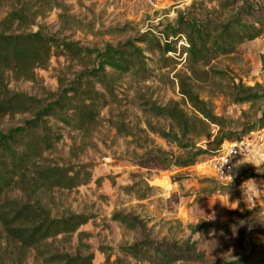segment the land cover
Returning <instances> with one entry per match:
<instances>
[{
  "label": "trees",
  "instance_id": "trees-1",
  "mask_svg": "<svg viewBox=\"0 0 264 264\" xmlns=\"http://www.w3.org/2000/svg\"><path fill=\"white\" fill-rule=\"evenodd\" d=\"M225 2L227 7L235 0ZM9 16L22 20L26 15L21 10H14ZM170 29L175 36L185 39V52L194 74L197 65L233 54L243 43L264 34V2L254 5L246 1L225 20L211 15L200 20L181 14ZM169 36L167 34L162 43L155 32L146 31L117 43L106 41L102 47H89L60 38L43 27L35 32L0 31V117L27 115L19 125L0 131V222L9 240L18 246V264L23 253L29 250L35 252L42 264H93V253L65 252L49 242L60 235L70 237L79 232L94 217L92 214L72 212L53 217L37 201L12 196L11 192L19 188L31 194L42 187L72 190L88 183L92 173L86 164L66 166L44 162V153L52 150L63 138L62 128L57 123L77 131L94 127L101 111L117 101V82L122 76L131 75L139 81L151 77L145 50L140 43H148L149 49H156L165 57L169 52H177ZM53 55H63L71 63H76L70 71L71 78L59 77L56 91L44 90L41 97L12 90L6 84V71H11L18 79H33L35 70L45 68ZM177 77L180 93L192 107L191 114L174 100L159 105L144 99L140 111L146 117V129L130 127L124 119L111 120L119 134L133 137L142 150L141 154L133 156L140 166L148 168L152 162L161 170L172 166H193L208 152L197 146L196 139L212 138L209 145L218 154L225 141H241L252 131L264 128L263 85L240 84L232 88L235 103H251V106L238 118L229 121L217 115L210 103L200 98L189 81L191 77L180 74ZM150 118H166L173 129L159 128ZM51 119H55L56 124L51 123ZM213 126L218 127L216 133ZM143 133L159 135L176 144L184 153L175 155L160 147L147 146L142 142ZM251 178H264V162L244 170L236 178L237 182L222 188L234 189ZM134 187L135 184L129 190L133 191ZM152 189L146 185V190ZM138 197L142 199L144 196L139 194ZM229 213L228 223L214 232L211 221L200 219L187 224L189 235L180 239L175 235L171 239H154L152 231L147 229V222L131 212H115L112 220L129 229L141 230L142 239L122 247L124 252L140 261L154 264H264L262 207H246ZM213 233L217 249L216 253L208 255ZM79 235L84 233L79 232ZM110 261L107 256L101 264H111ZM0 264H4L1 252Z\"/></svg>",
  "mask_w": 264,
  "mask_h": 264
},
{
  "label": "rangeland",
  "instance_id": "rangeland-1",
  "mask_svg": "<svg viewBox=\"0 0 264 264\" xmlns=\"http://www.w3.org/2000/svg\"><path fill=\"white\" fill-rule=\"evenodd\" d=\"M246 1L254 5L264 2L235 0L233 5L225 7V0H0V31L35 32L43 27L60 38L89 47H102L106 41L117 43L138 33L153 31L162 43L169 34V40L174 41L177 50L163 57L158 50L149 49L148 43H140L151 69L152 75L148 80L122 76L117 82V101L104 108L97 124L86 131L57 123L62 128L63 138L52 150L44 153V162L66 166L86 164L92 173L88 183L72 190L42 187L31 194L19 188L11 192L12 196L37 201L53 217L72 212L94 216L80 228L79 232L84 235L80 236L77 232L70 237L60 235L50 240L56 249L70 253H93V264L105 262L107 256H110L111 264H154L137 260L122 250V247L143 236L141 230L129 229L112 220L115 212L139 215L147 222L152 237L161 240L164 237L171 239L174 235L179 239L186 238L189 235L187 224L200 219L211 221L214 232L228 223L231 210L242 211L255 206L264 210V193L259 195V188L248 186L247 181L231 190L222 188L231 182L221 183L208 167L209 161L216 155L209 145L212 138L195 140L197 146L208 152L193 166H172L161 170L152 162L146 168L133 159L135 154L142 152L133 137L119 134L111 121L124 119L130 127L146 129V117L140 111V103L144 99L159 105H167L174 100L191 114L192 107L180 93L178 74L191 77L189 81L200 98L208 101L214 112L226 120L236 119L243 110H248L251 103H235L231 90L240 84L264 86V34L243 43L233 54L197 65L193 74L185 52V39L175 36L170 29L181 14L200 20L206 15L225 20ZM14 10H21L25 18H10L9 14ZM73 65L76 66V63H71L65 56L53 55L45 68L35 70L33 79H18L11 71H6L5 82L12 90L43 97L44 90H57L59 77H72L70 71ZM25 116L0 117V131L19 125ZM50 121L56 124L55 119ZM150 121L167 131L173 129L166 118H150ZM212 129L216 133L218 127L213 126ZM141 136L147 146L160 147L175 155L184 153L176 144L159 135L143 133ZM164 177L170 180V188L164 185ZM156 178L161 181L150 186L148 181ZM233 182L237 179L234 178ZM134 184V190L130 191V186ZM146 185L153 189L146 190ZM139 194L144 197L140 199ZM226 210V219L215 223L214 218ZM211 236L212 249H207L208 255H213L217 249L214 233ZM0 252L4 264H18V246L9 240L1 222ZM19 264L42 262L36 258L34 251L29 250L23 253Z\"/></svg>",
  "mask_w": 264,
  "mask_h": 264
},
{
  "label": "built area",
  "instance_id": "built-area-1",
  "mask_svg": "<svg viewBox=\"0 0 264 264\" xmlns=\"http://www.w3.org/2000/svg\"><path fill=\"white\" fill-rule=\"evenodd\" d=\"M264 145V128L252 131L241 141H225L220 151L208 163L218 180L227 184L234 181L232 160L236 156L245 155L255 148Z\"/></svg>",
  "mask_w": 264,
  "mask_h": 264
},
{
  "label": "crops",
  "instance_id": "crops-1",
  "mask_svg": "<svg viewBox=\"0 0 264 264\" xmlns=\"http://www.w3.org/2000/svg\"><path fill=\"white\" fill-rule=\"evenodd\" d=\"M263 162H264V146H259L245 155L234 157L232 160L234 177L237 178L244 170L254 166H259ZM246 184L251 187L252 186L258 187L260 192L259 195L261 193H264V178L263 179L251 178L247 180ZM227 216L228 215L226 210L224 214L220 215L219 217L216 216V218H214V222L215 223L222 222L224 221V219H226Z\"/></svg>",
  "mask_w": 264,
  "mask_h": 264
},
{
  "label": "bare ground",
  "instance_id": "bare-ground-1",
  "mask_svg": "<svg viewBox=\"0 0 264 264\" xmlns=\"http://www.w3.org/2000/svg\"><path fill=\"white\" fill-rule=\"evenodd\" d=\"M157 179V178H156ZM156 179H154V180H156ZM158 181H161V180H159V179H157L154 183H156V182H158ZM164 182V185H166L167 186V188H170V186H171V183H170V180L169 179H166V177H164V180H163ZM153 183V184H154Z\"/></svg>",
  "mask_w": 264,
  "mask_h": 264
},
{
  "label": "water",
  "instance_id": "water-1",
  "mask_svg": "<svg viewBox=\"0 0 264 264\" xmlns=\"http://www.w3.org/2000/svg\"><path fill=\"white\" fill-rule=\"evenodd\" d=\"M156 180H157V179H156ZM156 180H149V181H148V184H149L150 186H153V183H154Z\"/></svg>",
  "mask_w": 264,
  "mask_h": 264
}]
</instances>
